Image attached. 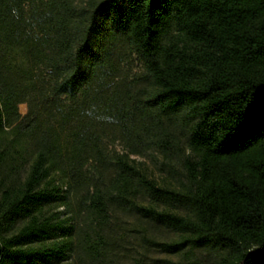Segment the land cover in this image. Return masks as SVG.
Instances as JSON below:
<instances>
[{
  "label": "trees",
  "instance_id": "trees-1",
  "mask_svg": "<svg viewBox=\"0 0 264 264\" xmlns=\"http://www.w3.org/2000/svg\"><path fill=\"white\" fill-rule=\"evenodd\" d=\"M131 238L264 264V0H0V264Z\"/></svg>",
  "mask_w": 264,
  "mask_h": 264
},
{
  "label": "rangeland",
  "instance_id": "rangeland-1",
  "mask_svg": "<svg viewBox=\"0 0 264 264\" xmlns=\"http://www.w3.org/2000/svg\"><path fill=\"white\" fill-rule=\"evenodd\" d=\"M21 114L27 112V105L25 103L19 106ZM143 159V158H142ZM161 241H169L165 235L158 237ZM122 247L118 249V255L113 264H134L138 259L141 264H164L165 260H178L180 257L177 254L168 253L159 250L156 246L144 247L138 239H129L121 243ZM146 256V258H143Z\"/></svg>",
  "mask_w": 264,
  "mask_h": 264
}]
</instances>
